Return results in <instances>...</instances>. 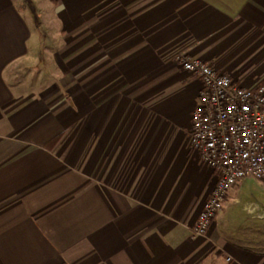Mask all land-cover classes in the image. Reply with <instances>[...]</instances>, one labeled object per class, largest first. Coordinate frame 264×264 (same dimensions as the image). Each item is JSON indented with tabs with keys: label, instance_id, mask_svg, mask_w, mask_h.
<instances>
[{
	"label": "crops",
	"instance_id": "obj_1",
	"mask_svg": "<svg viewBox=\"0 0 264 264\" xmlns=\"http://www.w3.org/2000/svg\"><path fill=\"white\" fill-rule=\"evenodd\" d=\"M182 51L264 84V0H0V264H264L228 223L245 177L189 239L215 174Z\"/></svg>",
	"mask_w": 264,
	"mask_h": 264
},
{
	"label": "built area",
	"instance_id": "obj_2",
	"mask_svg": "<svg viewBox=\"0 0 264 264\" xmlns=\"http://www.w3.org/2000/svg\"><path fill=\"white\" fill-rule=\"evenodd\" d=\"M180 66L201 81L192 111V148L213 170L215 182L189 239L207 234L232 187L244 177L264 180V84L243 86L215 65L182 51Z\"/></svg>",
	"mask_w": 264,
	"mask_h": 264
},
{
	"label": "rangeland",
	"instance_id": "obj_3",
	"mask_svg": "<svg viewBox=\"0 0 264 264\" xmlns=\"http://www.w3.org/2000/svg\"><path fill=\"white\" fill-rule=\"evenodd\" d=\"M51 28L49 27L50 31L52 30ZM169 95L171 98H173L171 95H174L179 105L189 104L190 95H187L186 90L181 87L170 89ZM185 113L188 115L189 109H186ZM257 204L264 206V192L254 180L245 177L240 186L231 190L230 198L227 202V212H230L231 215L228 223L232 224L231 222H233L236 230L245 226L264 225V218H260L255 214L260 210ZM251 206L254 212L249 213L248 208Z\"/></svg>",
	"mask_w": 264,
	"mask_h": 264
}]
</instances>
